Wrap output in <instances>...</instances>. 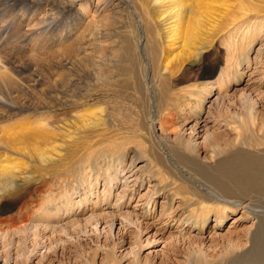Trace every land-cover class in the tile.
I'll list each match as a JSON object with an SVG mask.
<instances>
[{
    "label": "rangeland",
    "instance_id": "rangeland-1",
    "mask_svg": "<svg viewBox=\"0 0 264 264\" xmlns=\"http://www.w3.org/2000/svg\"><path fill=\"white\" fill-rule=\"evenodd\" d=\"M36 1L33 7L39 16L41 2ZM169 1L173 6L176 4L175 0L106 1L97 45L118 54L122 48L118 35L135 38L136 25L130 12L134 11L145 22L149 12L159 14L164 9L162 4ZM183 1L176 45L172 48L178 63L193 72L172 85L167 104L172 102L176 119L181 115L189 119L183 128L181 120H175L165 132L158 131L157 124L155 128L171 145L180 140L187 142L191 155L211 164L210 153L200 148L215 132L229 129L236 141L235 130L243 125L245 141L264 144L259 132L264 127V0ZM192 19L197 30L191 31L189 37L193 38L186 45L182 33L185 23L189 27ZM71 35L55 45L42 46L46 48H41L38 42L31 53L21 51L16 55L19 59L13 62L18 65L15 69L11 70L13 64L5 69L13 83H18V95L14 100L3 99L0 111L5 114L0 112V134L1 130L18 131L27 123L37 127L34 122L41 121L35 117L39 115L52 117L54 127L48 129V135L32 138L25 145L16 143L14 136L0 135L4 143L0 149L7 156L1 153L5 166L10 163L7 159L19 165L29 164V155L17 156L22 154L18 149L22 146L33 151L32 154L46 151L43 157L49 156L51 163H57L60 157L57 161L63 164L61 179L73 181L65 191L69 190L67 199L71 200L72 212L58 224L39 222L47 211L40 209L34 213L33 206L39 198L31 188L34 182L30 189L22 188L6 198L0 211V219L7 221L0 224V264H108V259L112 264H224L247 251L257 219L238 207L235 212H228L220 226L214 213H210L201 229L194 227V219L188 217L194 207L182 202L184 195L169 196L170 190L177 189L161 182L163 177L156 162L150 163L151 148L139 138L142 126L160 117L156 114L157 100L154 103L147 97L141 99L136 94L137 88L123 79L118 81L121 86L116 87L117 92L108 95L109 104L100 107L97 85L81 74L83 53ZM89 53L94 60L95 53ZM0 89L6 93L10 87L3 85ZM205 91L209 92L206 97ZM10 106L15 112L11 115L6 111ZM178 108L183 112L177 113ZM8 141L14 144L17 153L3 151V147L11 145ZM108 153L112 157L106 160L104 156ZM98 168L100 172L95 170ZM169 176L167 182L173 183L174 176ZM27 209L31 219L9 227L11 222L7 219L16 218ZM34 243L39 246L35 248ZM247 258L252 262V257ZM260 259L264 264V256Z\"/></svg>",
    "mask_w": 264,
    "mask_h": 264
},
{
    "label": "bare ground",
    "instance_id": "bare-ground-1",
    "mask_svg": "<svg viewBox=\"0 0 264 264\" xmlns=\"http://www.w3.org/2000/svg\"><path fill=\"white\" fill-rule=\"evenodd\" d=\"M106 1L108 2L109 0H56L55 2L40 0L42 12L38 16L33 7V4L37 2L36 0H0V35H4V38L0 37V86H9L11 89V92L9 89L6 93L2 91L4 89H0V106H3V99L10 97V100H14L18 95L16 88L18 83H13L11 76L4 73L7 66L12 65L18 58L19 55H16L27 51H29L27 53H31L38 42H40L41 48H46L42 46L55 45L72 34V38H75L74 43L80 46L78 50L81 51V54L83 53L82 64L80 62L82 65L81 74L88 82L92 78L94 84L97 85L96 92L100 107L109 104L108 95H114L117 92L116 87H119L118 85L121 83H118V81L123 79L125 81L128 80L137 88L136 94L141 99L147 97L152 102L157 100L156 114L160 115V117L152 118L146 126H142V134L139 138L151 148L149 152L150 163L156 162V169L163 177L161 182H166L167 187L173 186L177 189L176 191L170 190L168 192L169 196L172 198L176 195H184V201L182 202L187 204V206L191 205L194 207L188 216L189 219H194L192 225L201 229L207 221V216L210 213H214L217 224L220 226L228 212L232 211L233 213L239 209L238 207L246 210L247 213L257 219L256 229L250 238L249 249L242 254H236L224 264H262V259L260 258L264 256V217L262 216L264 214V144L261 142V144L256 145L245 141L241 132V130H246V126L243 125L235 130L236 141L231 138L230 135L232 134L229 129L215 132L207 140V144L203 145L204 148L198 146V148L202 149V152L210 153L208 159H210L211 164H207L199 161L196 156L191 155L187 142L180 140L177 145H171L167 142V137L163 133H160L161 135L157 134L155 128L157 124L158 131L165 132L172 127L175 120H181V127L183 128L189 119L187 115H181L182 117L179 116L181 119H176V112L173 113L171 109L172 102L167 104L169 94L171 95L169 92L172 85L175 82L187 79L193 72L192 68H186L183 63H178V58L173 54L172 48L176 45L174 43L175 36L177 31H179L177 24L182 18L184 1L175 0L176 4L174 6L171 5L173 4L172 1L163 3L161 8L164 9L159 14L153 13L151 15V12H149L145 16V22L134 11H132L133 13L130 12L136 25L135 38L127 37L125 36L126 34L120 35L123 37L118 35L117 38L122 42V46H120L122 48L118 54L114 51L111 52L112 49L107 52L100 44L97 45L98 35L101 33L99 32V25L102 19L101 16H103V9H106L103 8L104 4L106 5L107 3ZM136 16H138V19ZM4 17H7L6 20H4ZM185 18L187 19V17ZM187 24L186 22L182 33V38L186 45L191 43L193 38L189 37L192 33L191 31L197 30L196 25L193 26V19L189 27ZM132 32L134 33L133 30ZM70 44L72 45V43ZM104 51L107 53L104 54ZM89 52L95 53L94 60ZM114 62L118 64L115 65ZM17 66V64L15 66L13 64L11 70ZM197 74L196 72L195 76ZM226 78V82L229 81L228 75ZM16 81L18 82L19 80L16 79ZM203 90L206 89L203 88ZM208 94L209 92L205 91L204 97L208 96ZM175 105L178 104L175 103ZM167 107H170V109ZM173 108L176 110L177 107ZM165 110H169L168 113L162 114ZM6 111L10 112V115L15 113L14 108L11 106ZM103 111L102 113H105L106 110ZM182 112V108H178L177 113ZM2 113L5 114L4 110ZM35 117L41 119V121H32L34 124L38 123L37 127L34 125L33 127L30 124L31 127L26 122L25 126H22L23 123L20 124L22 127L21 129L17 128L18 131L14 129L13 131L10 128L11 130L7 129V131L1 130L3 133L0 135H5V137L14 136L15 142H20L19 144L22 145L37 136L39 138V136L48 135V129L52 128L53 130L54 127L51 123L52 117L49 118L43 115ZM254 122L255 120L251 119V124H254ZM263 130L264 127L260 128L259 131L260 133L262 132V139H264ZM1 140L0 146L4 144ZM10 144V146L6 145V147H3V151L8 149L11 154L17 153L16 151L18 150L15 151L16 147L14 144ZM158 147L159 149H157ZM18 149L21 150L22 154H17V156L25 158L26 154L27 156L29 155V164L20 162L21 165H19L13 159H7L6 161H10V163L8 162L7 166L2 165L5 161L1 158V153L3 152L0 149V211L3 202L7 200L6 198L14 196L22 188L24 191L30 189L29 185L34 182L33 187H31L33 194L39 196V200L37 199L36 204L33 206L35 209L34 213L39 212L40 209L41 212L47 211L46 215L44 217L42 215L39 219V222L58 224L65 218L66 214L72 212L71 200L67 199L69 190L65 191L73 181L66 180L65 177L61 179L63 176L61 166L63 164L57 161L60 160V157L56 160L58 164L54 163L55 161L53 160H51L53 161L51 163L49 156L43 157L45 150L44 153L42 152V154L40 153L41 155H38L36 153L32 154L33 151H27L28 148L26 146ZM152 149H157V151ZM144 151L147 152V148ZM3 154L5 155V153ZM5 157L7 156L5 155ZM107 157H112V154H106L104 159L107 160ZM105 167L106 169L109 168ZM100 169L95 170L100 172ZM169 175L174 176L173 183L167 182L170 179ZM54 179H58V181ZM110 183H107L108 192ZM176 183H178V186ZM41 194H44V197ZM31 215L29 210L19 212L16 218L10 219L11 221L7 219L9 223L11 222L9 227L31 219ZM3 222L7 221L0 219V224ZM73 223H76V221H73ZM37 246L39 245L34 243V247L37 248ZM247 257H252V262ZM47 263L49 264V262ZM107 263L112 264L113 261L111 262L108 259Z\"/></svg>",
    "mask_w": 264,
    "mask_h": 264
}]
</instances>
